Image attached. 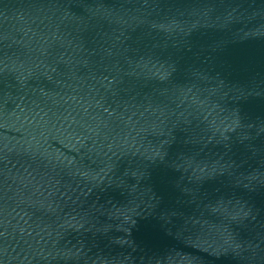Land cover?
Here are the masks:
<instances>
[{
	"label": "water",
	"instance_id": "1",
	"mask_svg": "<svg viewBox=\"0 0 264 264\" xmlns=\"http://www.w3.org/2000/svg\"><path fill=\"white\" fill-rule=\"evenodd\" d=\"M0 264H264V0H0Z\"/></svg>",
	"mask_w": 264,
	"mask_h": 264
}]
</instances>
